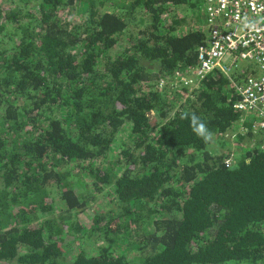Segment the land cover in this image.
Wrapping results in <instances>:
<instances>
[{"label":"trees","instance_id":"1","mask_svg":"<svg viewBox=\"0 0 264 264\" xmlns=\"http://www.w3.org/2000/svg\"><path fill=\"white\" fill-rule=\"evenodd\" d=\"M203 2L0 0V264H264V144L209 148L247 124L229 78L162 89Z\"/></svg>","mask_w":264,"mask_h":264},{"label":"built area","instance_id":"2","mask_svg":"<svg viewBox=\"0 0 264 264\" xmlns=\"http://www.w3.org/2000/svg\"><path fill=\"white\" fill-rule=\"evenodd\" d=\"M203 1L198 28L207 36L189 74L199 81L215 70L227 76L238 96L235 111L247 123L241 133L264 144V0ZM241 73L244 77L235 79Z\"/></svg>","mask_w":264,"mask_h":264},{"label":"rangeland","instance_id":"3","mask_svg":"<svg viewBox=\"0 0 264 264\" xmlns=\"http://www.w3.org/2000/svg\"><path fill=\"white\" fill-rule=\"evenodd\" d=\"M201 10H202V7H201ZM139 14H138V16H139ZM178 14H180L182 17H186L187 15H189V13L187 11H183L180 9L178 11ZM197 15L199 16V18L196 19V22L198 21L197 25L200 26L203 24L204 12L201 11ZM194 18L195 17L188 19L186 21V26L192 25ZM182 75L184 77H182ZM177 78H179L180 80H182V79L184 80V83H182V84L184 86L188 87V89H189L188 92L193 90V88L197 89V87H198L199 80L196 79L194 76L193 77L191 75L188 76L186 74V72H184L183 74H179L176 77H171L170 75L168 77L167 76L164 77L162 80L163 88L162 87L161 88L164 89L166 87V90L172 96L175 95V93L177 95H179L180 92H178V90L182 89V87H181V85L178 84L179 81L177 80ZM153 118H154V116L152 114H149V119H153ZM130 127H131V125L127 123V125L124 126L122 131L119 132V135L117 136V138H118L117 139V143H118L117 149H119L118 147H123V145L126 143L127 136L129 134L128 131L130 130ZM241 127H242V125H239V127H235L234 130H231L230 133H226V134H223L221 137H217L214 140V142L210 144V146H209L210 150H212L213 152H217V153H223L226 156L229 155L230 156L229 160L233 161L235 156H239L242 153H244L252 143H254L255 141L258 142L259 139L256 137H251L250 135L244 136L241 133ZM239 136H241L242 139H240ZM93 208H96V207L93 206L91 211L93 210Z\"/></svg>","mask_w":264,"mask_h":264},{"label":"clouds","instance_id":"4","mask_svg":"<svg viewBox=\"0 0 264 264\" xmlns=\"http://www.w3.org/2000/svg\"><path fill=\"white\" fill-rule=\"evenodd\" d=\"M182 119H188L190 121L192 131L206 143L212 140L213 133L209 130L206 123L195 113L185 112L182 115Z\"/></svg>","mask_w":264,"mask_h":264}]
</instances>
